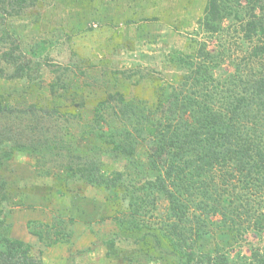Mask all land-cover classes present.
<instances>
[{
	"label": "trees",
	"instance_id": "trees-1",
	"mask_svg": "<svg viewBox=\"0 0 264 264\" xmlns=\"http://www.w3.org/2000/svg\"><path fill=\"white\" fill-rule=\"evenodd\" d=\"M38 2L0 0V26L34 11ZM199 22L210 34L222 33L226 22L235 28L244 56L229 60L233 70L223 66L230 52L223 43L217 49L203 41L192 53L174 50L169 60L185 72L178 82L160 88L155 105L127 98L117 79L104 83L103 95L91 102L93 117L71 141L66 139L82 113L68 114V103L57 102L75 94L76 79L85 73L69 65L54 67L49 94H44L40 57L28 58L26 39L10 29L3 34L10 47L0 52V61L10 69L0 66V76L29 81L23 97H37L20 106L12 93L0 95V264H46L32 255L29 242L11 236L12 222L4 213L12 196L2 170L17 151L55 152L64 158L61 169L67 177L61 180L68 188L83 183L107 194L118 228L105 240L109 256L158 260L163 238L186 264H252L231 257L220 242L212 251L203 250L202 240L212 232L234 241L249 232L264 233V0H207ZM39 47L40 42L31 44V54ZM56 119L62 135L48 126ZM143 148L145 159L140 160ZM105 159L130 164L134 171L108 169ZM160 196L168 201L167 216L154 221ZM55 217L59 226L75 221ZM54 223L30 220L28 227L42 240ZM66 226L56 229L50 243L70 238ZM136 233L140 247H119L121 235ZM251 257L264 264L260 248Z\"/></svg>",
	"mask_w": 264,
	"mask_h": 264
},
{
	"label": "rangeland",
	"instance_id": "rangeland-1",
	"mask_svg": "<svg viewBox=\"0 0 264 264\" xmlns=\"http://www.w3.org/2000/svg\"><path fill=\"white\" fill-rule=\"evenodd\" d=\"M206 3L207 0H39L34 11H29L26 16L10 17L3 22L0 52L10 47V43L5 44L2 39L8 29L26 39L24 46H28V58L36 61L40 57L39 61L43 63L38 72L44 80V94H49L48 83L54 77L51 70L54 67L69 65L85 73L76 79L75 94L57 102L68 103L64 107L68 114L82 113L66 139L71 141L79 126L93 117L91 102L103 95L104 83L117 79L127 98L141 99L148 106L155 105L160 88L169 82H178L185 72L169 60V54L174 50L192 53L203 41L209 48L217 49L223 43L230 50L223 66L233 70L229 60L239 61L244 56L240 38L228 22L224 31L217 35L202 28L199 19ZM38 42L40 47L32 55L30 45ZM240 62L242 64L244 60ZM0 66L10 69V65L2 61ZM72 76L77 77L76 74ZM85 81L93 85L86 88L80 84ZM29 85V81L0 76V95L12 93L15 104L27 106L37 97L36 93L23 97V89ZM63 119L60 122L64 124ZM60 122L56 119L48 123L57 135L63 134ZM141 152L139 159L144 160L145 149ZM63 159L55 152L17 151L3 166L2 174L12 196L4 209L12 222L11 236L29 242L33 256L46 264H186L183 257L171 252L163 238L157 245L158 260L109 256L105 240L117 234L118 228L112 217L115 206L103 190L92 185L71 183L68 188L61 180L65 176L61 169ZM105 165L108 169L134 171V166L125 162L105 159ZM167 210L168 201L160 196L157 217L152 220L165 219ZM57 214L65 221L71 218L75 221L65 225V230L71 231L68 240L50 243L55 239L56 229L65 227L56 225ZM30 220L55 223L51 232L44 230L45 237L41 240L30 232ZM48 233L52 238L46 236ZM138 235H126L125 238L121 235L119 247L129 250L140 247L134 240ZM152 237L149 238L155 240ZM216 242L226 246L229 255L241 263L257 264L251 257L252 252L257 248L264 252V233L249 232L245 239L234 241L230 235L223 237L212 232L202 240L203 250L212 251Z\"/></svg>",
	"mask_w": 264,
	"mask_h": 264
}]
</instances>
